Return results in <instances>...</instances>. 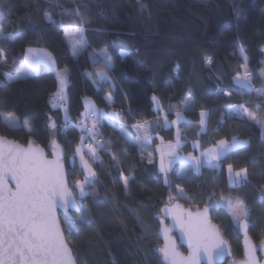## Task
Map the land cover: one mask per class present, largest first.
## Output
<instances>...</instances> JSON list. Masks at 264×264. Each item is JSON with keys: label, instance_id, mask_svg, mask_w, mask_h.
I'll return each mask as SVG.
<instances>
[{"label": "trees", "instance_id": "obj_1", "mask_svg": "<svg viewBox=\"0 0 264 264\" xmlns=\"http://www.w3.org/2000/svg\"><path fill=\"white\" fill-rule=\"evenodd\" d=\"M143 3L147 7L142 9L137 0H0V25L4 29L0 48L7 57V63L0 61V112L14 111L31 127V131L23 126L12 128L0 116V134L22 143L32 139L47 150L56 140L65 148L70 185L84 178L73 154L82 135L76 122L81 118L85 96L100 107L123 108V122L132 135L133 124L149 121L152 138L156 140L159 133L172 141L176 126L165 127L162 119L165 114L169 120L176 119V111L182 109L180 101L191 90L195 111H184L183 115L193 123L179 125L186 137L180 150L193 151L194 140L205 149L220 139H248L247 144L222 156L217 167L205 166L199 172L188 169L181 175V164L174 163L166 183L157 154L149 164L142 143L127 142L120 131L121 122L114 127L106 120L99 131L111 152L100 150L99 160H89L97 173L96 186L84 198L86 210L73 214V219L83 215L86 220L77 221L71 233L64 226L78 264H141V260L144 264H165L157 249L162 245L160 209L168 203L169 195L192 208L203 207L210 196L219 201L221 195H239L249 210L248 234L257 244L264 239V129L234 112L236 106L245 104L264 119V110L256 108L264 101L254 90L264 88V0ZM80 16L87 19L86 24L80 23ZM73 25L84 28L88 44L77 56L64 34V27ZM8 34H14L15 39H6ZM29 46L49 49L57 66L69 70L67 116L72 123L63 131L48 127L49 118L58 129L65 123L63 109L53 108L50 102L58 89L54 71L42 67L26 77L6 78L5 73L17 71ZM241 49L248 57L253 89H242L233 80L244 62ZM101 52L112 57L109 75L114 88L108 82L98 87L88 75L103 68ZM208 58L211 64L206 62ZM109 92L111 104L105 98ZM153 96L160 100L162 111L154 109ZM202 109L209 113L205 129L199 126ZM228 165L234 171L247 169L248 181L239 186L231 184ZM124 176L130 177L127 190ZM178 189H183V196ZM210 209L230 244L233 259L242 258L239 225L221 203Z\"/></svg>", "mask_w": 264, "mask_h": 264}, {"label": "snow or ice", "instance_id": "obj_2", "mask_svg": "<svg viewBox=\"0 0 264 264\" xmlns=\"http://www.w3.org/2000/svg\"><path fill=\"white\" fill-rule=\"evenodd\" d=\"M137 3L142 9L147 7L143 0H137ZM45 15L51 20L47 13ZM76 15H80L78 9ZM80 23L86 24L87 19L80 16ZM83 32V27H78L71 32L66 31V35L71 37L74 55L85 46L86 41ZM3 35L4 29L0 25V36ZM5 38L14 40L15 35L8 34ZM241 55L244 62L239 65L240 70L236 72L233 80L242 89H252V73L248 68V57L243 49H241ZM100 56L103 58V68L94 73L90 72L88 75L93 78V82L98 87L101 86V82H108L110 87L114 88L115 84L111 83L112 77L109 75L112 68V57L106 52H101ZM0 61L7 63V57L2 48H0ZM206 62L211 64V58H208ZM55 63L52 54L46 49L28 47L24 53L21 71L17 72L16 76L19 77L26 75L29 71H36L40 65L54 68ZM68 71L67 68H64L56 72L59 88L51 96L50 102L53 108L62 107L67 99L65 88ZM262 74H264V70H262ZM5 75L8 79H13L7 73ZM254 90L264 101V88ZM224 94L230 96L231 92ZM105 98L111 103V92L107 93ZM153 100H156L155 96H153ZM180 104L182 109L176 111V119L170 121L167 114L163 117L165 127L176 126L175 142L162 143L155 149L159 152V171L164 173L166 183L167 175L177 161L180 162L182 171L188 169L199 171L205 166L217 167L214 162L219 161L222 156H226L242 143L236 137H233L231 141L220 139L211 147L202 149L199 155H194L192 152L186 156L181 155L180 149L182 142H186V137L179 125L181 122L193 123V121L186 120L183 112L195 111V97L191 90L180 101ZM256 108L264 110V104H256ZM157 110H163L159 104H157ZM65 112L67 113V109ZM234 112L236 115L246 116L264 129V119L258 118L256 112L250 111L245 104L236 106ZM208 115L206 109L200 111L199 126L201 129L206 128ZM0 116L12 128L23 126L31 131L28 121L25 120L21 124L14 113L0 112ZM105 120L114 127L116 122H121L120 131L127 142H143L142 148L150 144L152 139L151 122L144 121L133 124L132 128L135 130V134L132 135L123 122V112L104 111L86 104V110L81 113V118L76 122V127L80 129L82 135L80 136V144L73 154V161L77 156L80 159L84 178L82 180L75 179L71 185L61 154L57 153L54 159L49 160L46 158L43 149L34 146L32 141H29L28 146L25 147L15 141L8 140L6 137H0V264H76L72 249L64 235V226L71 233L78 226L77 221L83 223L86 220L83 215L73 219L69 215V209L86 210L83 203L84 198L91 194L89 189L95 188L97 180V173L89 160H99L100 150L111 152V147L105 146L103 136L99 131L102 122ZM70 123L72 121L66 114L63 128L58 129L57 123L51 118H49L48 127L54 131H63ZM86 141L88 142L86 143ZM193 147L194 149L200 148L199 140L193 141ZM112 156L113 159L116 158L115 153H112ZM141 159L143 160L144 157L142 156ZM148 163H154L152 152H148ZM228 171L230 183L233 185L239 186L248 181L247 169L233 172L232 165H228ZM129 179L128 176L123 177L125 190L128 188ZM178 192L183 196V189H178ZM175 199L174 196L169 195L168 203L161 209L166 216L170 215L173 218V225L171 226H163V221H161L164 245L157 251L162 254L165 264H219V261L226 254H230L227 241L224 240L220 228L211 222L208 215L209 209L220 203L226 206L232 219L244 230L246 237L245 259L235 261L234 264H257L256 248L247 238L249 210L244 200L239 197L221 195L220 200L216 201L210 196L209 203L205 205L202 211L193 212L185 211L181 209L180 205L173 204ZM58 207L64 210L63 221L57 216ZM173 228H178L182 238L186 240L189 248L187 256L177 251L176 242L169 235ZM261 246L264 247V240L261 241Z\"/></svg>", "mask_w": 264, "mask_h": 264}, {"label": "water", "instance_id": "obj_3", "mask_svg": "<svg viewBox=\"0 0 264 264\" xmlns=\"http://www.w3.org/2000/svg\"><path fill=\"white\" fill-rule=\"evenodd\" d=\"M0 137H6L8 140L10 141H15L19 144H22L24 145L25 147L28 146V142L29 141H32L34 143V146L38 147V148H41L43 149L44 151V154L46 156L47 159L51 160V159H54L56 154L59 153L61 154L62 156V159H63V162H64V166H65V170H66V173H67V178H68V172H67V168H66V164H65V148L64 146L58 144L56 142V140H53L55 141V144H53V141L51 143V147L49 150H47L45 147H43L41 144H37L35 143L32 139L28 140L27 143H22L18 140H15L13 138H9L7 136H3L0 134ZM69 181V180H68ZM11 183V182H10ZM70 184V183H69ZM173 204H178L180 205L181 209L185 210V211H193L195 212L196 210H203L205 205L201 208H192L190 206H186L185 203H183L182 201L180 200H175L173 202ZM166 204H164L161 209H163L165 207ZM160 209V212H161V217L159 218V222H160V227H159V234L161 236V239H162V245L161 247L164 245V235L163 233L161 232V227H162V224H161V221H163V226H171L173 225V218L170 216V215H165V213H163ZM80 211L76 210V209H69V215L73 218V214L74 213H79ZM60 213H63L64 214V210L62 208H57V216L60 218ZM209 217L211 218V222L215 225H217L219 228L220 226L215 223L212 219V214H211V209H209V213H208ZM240 232L242 234V245H243V257L238 259V260H234L233 259V254L231 252V247H230V244L229 242L226 240V238L223 236L224 240L227 241V244H228V247H229V250H230V254H226L220 261H219V264H234L235 261H243L245 259V251H246V245H245V240H246V237H245V233H244V230L242 228H240ZM221 230V229H220ZM222 233V232H221ZM64 235H65V231H64ZM169 235L175 240L176 242V248H177V251L179 253H181L182 255L184 256H187L188 255V252H189V248H188V244L186 242V240L184 238H182L181 236V233L179 231L178 228H173L172 231L169 233ZM65 238H66V235H65ZM247 238L249 239L250 243L252 245L255 246L256 248V251H255V257H256V261H257V264H264V247L261 246V242L259 244H257L251 237L250 235L247 233ZM67 240V239H66ZM264 240V239H263ZM68 242V241H67ZM69 245V243H68ZM180 246H183L185 247L186 251H183ZM69 247L71 248V246L69 245ZM72 249V248H71ZM72 253H73V256L76 260V256L74 254V251L72 249ZM162 255V254H161ZM228 259H230V261H227ZM76 264L77 263V260H76Z\"/></svg>", "mask_w": 264, "mask_h": 264}, {"label": "rangeland", "instance_id": "obj_4", "mask_svg": "<svg viewBox=\"0 0 264 264\" xmlns=\"http://www.w3.org/2000/svg\"><path fill=\"white\" fill-rule=\"evenodd\" d=\"M78 27H80V26L73 25V26H65V27H64L65 38H66L68 44L70 45V48H71L72 53H73V49H72V41H71V37L68 36V35H66V31H67V32H71V31H73L74 29H76V28H78ZM83 35H84V33H83ZM84 38H85V35H84ZM85 41H86L85 46L80 50L79 53H77V54H75V55H74V53H73L74 56H77L78 54L83 53V52L87 49L88 44H87V40H86V38H85ZM29 47H32V48H39V49H46L48 52H50V53L52 54V52H51L49 49L45 48V47H33V46H29ZM27 48H28V47H27ZM27 48H26V49H27ZM52 57H53V59L55 60L53 54H52ZM23 61H24V56H23L22 62H21V64H20V66L18 67L17 71H16L15 73H7V75L13 77V79H17V78H22V77H26V76H29V75H31V74L37 73L42 67H44V68H46V69H48V70H52V71H54L55 73L57 72V70H63V69H64V68H59V67L57 66V63H55V67H54V68H49V67H47V66H45V65H40V66H38V68H37L36 71H29V72H27L26 75H22V76L17 77V76H16V73L19 72V71H21V68H22V65H23ZM55 62H56V60H55ZM6 78H7V76H6ZM57 78H58V77H57ZM7 79H8V78H7ZM13 79H9V80H13ZM68 83H69V78L67 79V85H66V88H65V93H66V97H67V99H66L64 105L61 107V108L63 109L65 115L67 114V113L65 112V109H67V100H68L67 86H68ZM58 88H59V81H58ZM57 90H58V89H57ZM57 90H56V91H57ZM83 104H84L83 112L86 110V104L89 105V106H95L97 109H101V110H104V111H112V110H113V109H111V108H106V107H100V106H98V105L95 103V101H94L91 97H88V96H85V97H84V99H83ZM157 104H159V105L161 106V102H160V100L156 97V100L154 101V109H156V110H157ZM10 112H11V113H14L15 116L19 119V121H20L21 124H22V122H23L24 120H22V119H21V118H20V117L14 112V111H10ZM83 112H82V113H83ZM4 113H8V112H4ZM3 119H4V118H3ZM168 119H169V118H168ZM170 121H171V120H170ZM162 122H163V124H164V119H162ZM53 131H54V130H53ZM157 133H158V132H157ZM152 135H154V133H152ZM156 135H157V139L155 140L154 138H152L151 141H150V144L147 145L145 148H142V153H143V154H146V155L148 156V152H152V157L155 156V154H157V156H158V160H159V152H157L155 149H156L157 147L161 146L162 143H163V144H167L169 141H166L165 139H163L164 137H163L162 135H160L159 133L156 134ZM234 137H236L237 140H239V141L242 142L239 146H243V145H245V144L248 143V139H247V138H242V137H237V136H234ZM231 140H232V138H231L229 141H231ZM87 142H88V141H86V143H87ZM154 142H156V143H154ZM172 142H175V139L172 140ZM141 143H143V142H141ZM183 143H184V142H182V145H183ZM239 146H238V147H239ZM201 150H202L201 147H200L199 149H194L193 151H188V152L180 150V154L186 156L189 152H192L194 155H199ZM85 151H86V150H85ZM86 158H87V156H86ZM77 159H78V162L81 164L80 159H79L78 156H77ZM177 162H179V161H177ZM179 163H180V162H179ZM214 163H215V164H218V161H216V162H214ZM201 169H202V168H201ZM201 169H200L199 171H201ZM240 170H241V169H240ZM186 171H187V170L182 171V168L180 167V174H181V175L184 174ZM194 171H196V170H194ZM199 171H197V172H199ZM236 171H239V170H236ZM236 171L233 170V172H236ZM228 173H229V171H228ZM229 181H230V180H229ZM231 184H232V183H231ZM128 187H129V184H128ZM127 189H128V188H127ZM223 196H224V197H239V198H241V199L243 200V198H242L241 196H239V195L226 194V195H223ZM221 204H222V206H224V207L226 208V206H225L223 203H221ZM226 209H227V208H226ZM227 210H228V209H227ZM127 235H128V234H127ZM128 238H129V241L131 242L132 246H133L134 248H136L135 245L133 244V242H132V240L130 239L129 236H128ZM135 250H136V249H135ZM136 252H137V250H136ZM141 264H144L142 260H141Z\"/></svg>", "mask_w": 264, "mask_h": 264}, {"label": "built area", "instance_id": "obj_5", "mask_svg": "<svg viewBox=\"0 0 264 264\" xmlns=\"http://www.w3.org/2000/svg\"><path fill=\"white\" fill-rule=\"evenodd\" d=\"M252 83H253V77H252ZM252 89H253V88H252ZM113 110H115V111H119V112H123V113H124V109H123V108L118 109V110H116L115 108H113ZM128 111H130V110H129V107H127V112H128ZM105 122H106V120L102 122V125H103Z\"/></svg>", "mask_w": 264, "mask_h": 264}, {"label": "crops", "instance_id": "obj_6", "mask_svg": "<svg viewBox=\"0 0 264 264\" xmlns=\"http://www.w3.org/2000/svg\"><path fill=\"white\" fill-rule=\"evenodd\" d=\"M108 102V101H107ZM113 102V99H112V101H111V103ZM109 103V102H108ZM111 103H109V104H111Z\"/></svg>", "mask_w": 264, "mask_h": 264}]
</instances>
